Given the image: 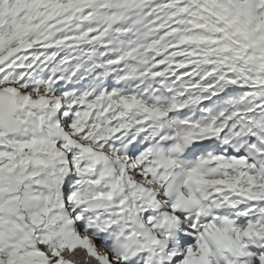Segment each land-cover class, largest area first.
Wrapping results in <instances>:
<instances>
[{
	"label": "snow or ice",
	"instance_id": "obj_1",
	"mask_svg": "<svg viewBox=\"0 0 264 264\" xmlns=\"http://www.w3.org/2000/svg\"><path fill=\"white\" fill-rule=\"evenodd\" d=\"M0 264H264V0H0Z\"/></svg>",
	"mask_w": 264,
	"mask_h": 264
}]
</instances>
